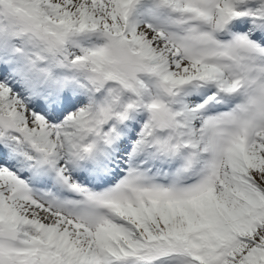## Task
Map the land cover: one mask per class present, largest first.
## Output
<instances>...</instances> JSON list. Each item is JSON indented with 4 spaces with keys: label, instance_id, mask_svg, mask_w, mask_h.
<instances>
[{
    "label": "snow or ice",
    "instance_id": "obj_1",
    "mask_svg": "<svg viewBox=\"0 0 264 264\" xmlns=\"http://www.w3.org/2000/svg\"><path fill=\"white\" fill-rule=\"evenodd\" d=\"M0 264H264V0H0Z\"/></svg>",
    "mask_w": 264,
    "mask_h": 264
}]
</instances>
